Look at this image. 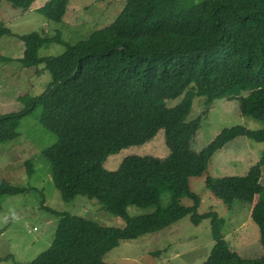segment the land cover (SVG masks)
<instances>
[{
    "label": "trees",
    "instance_id": "1",
    "mask_svg": "<svg viewBox=\"0 0 264 264\" xmlns=\"http://www.w3.org/2000/svg\"><path fill=\"white\" fill-rule=\"evenodd\" d=\"M1 1L25 10L33 0ZM67 4L48 0L38 9L60 21ZM4 34L23 42L17 57L23 67L43 63L51 79L38 95L18 96L22 109L0 112V142L15 139L21 117L39 107V123L55 136L42 154L61 198H94L124 221L103 225L43 205L58 217L51 243L27 262L7 264H120L103 259L110 239L136 238L186 214L192 223L210 221L213 244L201 264H264V198L250 209L262 253L243 258L224 238V219L212 209L197 211L200 196L188 183L189 177L203 175L204 186L228 208L236 201L251 203L264 191V148L242 175L206 172L214 153L234 137L264 142V0H124L109 24L66 43L60 54L44 57L38 56V48L62 42L59 31L52 36L15 34L0 23V36ZM195 96L204 98V111L214 99L238 98L239 112L261 126L224 127L194 150L199 117H186ZM159 128L166 155L131 154L115 169L103 167L106 156L148 140ZM24 165L31 174V159ZM29 189L0 176V203L4 196ZM130 205L150 210L130 215Z\"/></svg>",
    "mask_w": 264,
    "mask_h": 264
},
{
    "label": "rangeland",
    "instance_id": "2",
    "mask_svg": "<svg viewBox=\"0 0 264 264\" xmlns=\"http://www.w3.org/2000/svg\"><path fill=\"white\" fill-rule=\"evenodd\" d=\"M48 0H33L25 9L14 8L6 1L0 2V23L15 34L30 31L52 36L59 31L62 42H50L40 46L38 56L58 55L72 44L85 39L91 31L109 24L118 14L124 0H68L60 21H53L38 8ZM23 42L15 35L0 36V112L17 111L24 103L17 98L23 94L35 96L41 93L51 79L43 63L23 67L17 57L23 52ZM1 56L9 59L3 60ZM204 98L192 99L187 120L199 117V126L191 146L194 150L204 147L221 129L241 124L257 129L260 122L250 115H242L238 98L214 99L204 111ZM171 101L170 104L175 103ZM40 108L20 119L19 135L12 140L0 142V176L10 184L30 187L24 193L4 196L0 207V264L13 261L27 262L49 246L58 217L42 206L92 219L103 225H123L120 217L106 211L94 198L75 195L63 200L54 186L50 163L42 150L50 146L54 133L44 128L38 120ZM264 142L245 136H236L212 156L206 172L212 176L242 175L260 156ZM168 148L164 131L159 128L148 140L119 149L106 156L104 168L115 169L126 155H154L162 157ZM30 158L33 171L27 173L24 161ZM264 179V167L262 169ZM190 188L199 194L198 212L215 210L224 219L222 232L228 246L243 258L258 257L262 253L257 225L250 218L253 202L264 198V191L255 194L251 203L236 201L231 208L224 205L204 186L203 175L189 177ZM188 203L187 199L182 200ZM135 205L127 207L130 215L149 211ZM110 249L103 259L120 264H201L213 244L210 221L201 219L192 223L186 214L168 226L143 233L132 239L109 240ZM156 252V253H155Z\"/></svg>",
    "mask_w": 264,
    "mask_h": 264
}]
</instances>
